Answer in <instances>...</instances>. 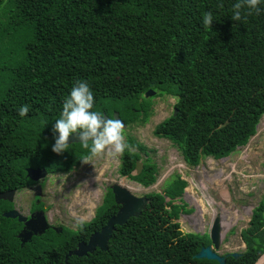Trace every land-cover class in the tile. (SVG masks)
Returning a JSON list of instances; mask_svg holds the SVG:
<instances>
[{
	"label": "trees",
	"instance_id": "trees-1",
	"mask_svg": "<svg viewBox=\"0 0 264 264\" xmlns=\"http://www.w3.org/2000/svg\"><path fill=\"white\" fill-rule=\"evenodd\" d=\"M148 91L176 100L153 134L188 167L246 146L264 115V0H0V194L31 185L27 168L67 174L100 152V141L66 145L58 134L95 129L114 113L128 129L145 125ZM142 154L150 151L127 135L118 175L149 188L159 172L149 158L132 175ZM186 188L175 177L116 227L106 251L66 262L118 211L111 189L91 221L25 244L22 225L2 215L12 205L0 201V264H218L193 257L209 241L180 232L188 211L174 202ZM240 238L245 251L225 264L264 254V200Z\"/></svg>",
	"mask_w": 264,
	"mask_h": 264
},
{
	"label": "rangeland",
	"instance_id": "rangeland-1",
	"mask_svg": "<svg viewBox=\"0 0 264 264\" xmlns=\"http://www.w3.org/2000/svg\"><path fill=\"white\" fill-rule=\"evenodd\" d=\"M175 102L169 96L154 95L151 101L153 113L145 125L105 130L99 140L102 145L97 156L67 174L47 175L42 182L41 196H35L39 201L28 188L16 192L14 210L21 216H29L35 201L37 205L41 204L40 211L54 232L60 233L62 228L75 231L79 224L94 218L96 209L113 185L143 197L161 193L169 181L179 177L187 183V188L174 203L184 205L188 211L178 217L181 234H195L209 241L212 222L218 217L222 241L219 254L243 253L245 244L240 232L247 228L251 211L264 200V115L246 146L236 149L225 159H204L192 168L183 162L181 154L170 142L153 134L155 126L172 114ZM127 135L150 151L147 157L141 155L140 162L149 158L158 168L156 182L149 188L118 175L119 151Z\"/></svg>",
	"mask_w": 264,
	"mask_h": 264
},
{
	"label": "water",
	"instance_id": "water-1",
	"mask_svg": "<svg viewBox=\"0 0 264 264\" xmlns=\"http://www.w3.org/2000/svg\"><path fill=\"white\" fill-rule=\"evenodd\" d=\"M153 95V91H148L145 94V97H151ZM175 113L176 110H174V115ZM96 120L97 125L95 129L88 128L85 131H78L72 133L66 138H64L60 134H58L57 137L58 139H60L61 142L66 145L97 143L100 140L101 134L107 129H126V126L119 120L117 113L113 114L111 120L105 115L97 117ZM141 170L142 164L140 161H137L132 175H139L141 173ZM26 175L33 182H37L39 180L44 181V179L47 177V173L43 169H27ZM134 184L139 185L137 183ZM40 190L41 186L35 187L34 195L39 196ZM111 192L113 195L114 203L119 206L118 211L115 215L109 218L105 226L102 227L99 232L92 234L88 238V241L86 243H79L74 251L69 252L68 255L65 257V261L70 256L82 257L87 255L88 253H93L97 248L101 251H106L108 241L111 238L112 233L116 230V227L125 225L130 218L139 217L149 203V200L146 198V196L136 197L132 195L129 190L119 185H113L111 187ZM15 194V191L4 192L0 194V201H6L11 203L13 202ZM3 217L11 220H17L18 223L23 224V229L17 236L18 239L21 241V244H25L33 236H40L44 234L50 228V225L47 223V219L45 218L44 213L41 211L32 214L29 219L24 216H21L15 210L4 213ZM56 232L59 233L57 230ZM220 234V220L218 217H216L213 220L210 231L208 233L210 244L206 247L201 248L198 253L193 256L194 259L215 261L218 264H225L228 255L221 256L219 254V249L222 245ZM231 256L233 259L237 260L241 256V254L232 253Z\"/></svg>",
	"mask_w": 264,
	"mask_h": 264
},
{
	"label": "flooded vegetation",
	"instance_id": "flooded-vegetation-1",
	"mask_svg": "<svg viewBox=\"0 0 264 264\" xmlns=\"http://www.w3.org/2000/svg\"><path fill=\"white\" fill-rule=\"evenodd\" d=\"M102 135V134H101ZM32 182V184L31 185H29V187H28V189H30V190H32L33 192L35 191V187H37V186H41V189H42V182L43 181H38V182H33V181H31ZM32 186H34V187H32ZM27 189V188H26ZM25 189V190H26ZM35 193V192H34ZM40 193H41V190L39 191V196H41L40 195ZM34 198H38V197H35V195H34ZM40 199H41V197H39ZM6 202V201H5ZM9 203V202H8ZM9 204H11L12 205V209H11V211L12 210H14L15 209V207H14V205H13V202H11V203H9ZM40 210H33L32 212L30 211V214H29V216H26V218L27 219H29L30 218V216L32 215V214H34V213H36V212H39ZM43 212V211H42ZM22 225V228H21V230L23 229V224H21ZM52 230V228H51V226H50V228L48 229V230ZM20 230V231H21ZM47 230V231H48ZM222 256H225V255H222Z\"/></svg>",
	"mask_w": 264,
	"mask_h": 264
},
{
	"label": "clouds",
	"instance_id": "clouds-1",
	"mask_svg": "<svg viewBox=\"0 0 264 264\" xmlns=\"http://www.w3.org/2000/svg\"><path fill=\"white\" fill-rule=\"evenodd\" d=\"M260 120H261V119H260ZM259 122H260V121H259ZM100 137H101V136H100ZM98 142H99V141H98ZM238 148H241V147H238ZM238 148H237V149H238ZM227 157H228V156H227ZM227 157H225V158H227ZM225 158H222V159H225ZM92 159H93V158H92ZM208 159H211V158H208ZM89 160H90V159H89ZM212 160H213V159H212ZM220 160H221V159H220ZM33 170H34V169H33ZM46 173H47V172H46ZM47 175H52V174H47ZM127 179H128V178H127ZM28 187H29V186H28ZM28 187H27V188H28ZM25 189H26V188H25ZM25 189H23V190H25ZM184 193H185V190H184ZM184 193H183V195H184ZM9 212H10V211H9ZM6 213H7V212H6ZM251 213H252V211H251ZM3 214H4V213H3ZM3 214H2V215H3ZM250 218H251V216H250ZM249 221H250V219H249ZM248 223H249V222H248ZM21 231H22V230H21ZM21 231H20V232H21ZM20 232H19V233H20ZM209 244H210V243H209ZM76 248H77V247H76ZM73 251H74V250H73ZM71 252H72V251H71ZM67 255H68V254H67ZM220 255H221V254H220ZM226 255L230 256L231 254H226ZM226 255H225V256H226ZM263 255H264V254H263ZM263 255H262V256H263ZM221 256H222V255H221ZM262 256H261V257H262ZM261 257L258 259V261L261 259ZM226 259H227V258H226ZM66 261H67V260H66ZM66 261H65V262H66ZM258 261H257L255 264H257Z\"/></svg>",
	"mask_w": 264,
	"mask_h": 264
},
{
	"label": "bare ground",
	"instance_id": "bare-ground-1",
	"mask_svg": "<svg viewBox=\"0 0 264 264\" xmlns=\"http://www.w3.org/2000/svg\"><path fill=\"white\" fill-rule=\"evenodd\" d=\"M263 264H264V260H263Z\"/></svg>",
	"mask_w": 264,
	"mask_h": 264
}]
</instances>
